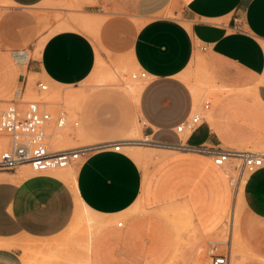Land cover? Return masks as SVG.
I'll use <instances>...</instances> for the list:
<instances>
[{"label": "crops", "instance_id": "crops-1", "mask_svg": "<svg viewBox=\"0 0 264 264\" xmlns=\"http://www.w3.org/2000/svg\"><path fill=\"white\" fill-rule=\"evenodd\" d=\"M52 1L0 0V99L19 90L25 71L59 85L84 82L94 74L102 48L148 72L139 92H128L144 125L135 126L133 135L161 144L146 143L167 155L145 172L131 154L99 141L84 145L88 150L71 167L73 174L1 172L10 176L0 178V239L55 238L69 228L81 199L109 219L93 237L90 264L162 259L163 264L173 251L170 225L168 232L152 215L131 217L122 227L118 219L144 206H164L158 213L163 218L167 208L186 205L196 222L225 221L231 178L210 155L172 154L175 150L165 145L182 138L176 127L199 100L194 73L202 70L216 85L214 91L224 92L186 142L231 150L264 147V0H75L70 13L98 20L96 39L64 21L72 28L36 45L35 14L41 3ZM47 11L51 16L56 8L49 5ZM80 97L72 92L68 102L78 106ZM81 128L85 138L95 139L96 129ZM242 190L239 235L255 256L244 264H264V168L248 176ZM21 254V249L0 246V264H23Z\"/></svg>", "mask_w": 264, "mask_h": 264}, {"label": "rangeland", "instance_id": "rangeland-1", "mask_svg": "<svg viewBox=\"0 0 264 264\" xmlns=\"http://www.w3.org/2000/svg\"><path fill=\"white\" fill-rule=\"evenodd\" d=\"M73 1L75 0H53L51 4L44 2L39 5V11L35 14L36 23L39 24V38L36 40V45L48 35H52L61 29L72 28L69 24L63 25L62 22L64 21H72L77 25V28L96 39L95 33L97 32V24L91 22L85 23L81 15L70 13L72 10L69 8H74L73 5H71ZM49 5L56 8V12H53L51 16L47 11ZM98 50V59L101 63L97 60L95 70L101 65V71H97V73L91 75L84 82L76 85H59L51 83L42 74L27 73V71H25L24 78L19 84V90L0 99V109L4 108L7 103L14 99H18L23 103L29 101H46L48 102V108L53 113H57L60 109H65L68 113V123L66 126L59 129H49L47 132L49 143L52 149L55 150L66 149L70 146L80 147L88 143L99 141L113 142L124 139L144 140L142 136L136 137L133 135V128L135 126L143 128L144 125L143 121L140 119L134 99L128 94V90L131 86L135 85V83L138 82L143 84L146 81L134 78V75L140 71V67H130L126 65L128 62L127 57L114 56L102 48ZM106 71L112 74L113 77L111 79L106 76ZM100 72L105 73L100 74ZM205 74L207 73H204L202 70H197L194 73V81L198 86L197 92L199 96V100L195 103L194 109L200 108L201 104L206 100H210L214 107L224 92L223 90L214 91L216 85H214ZM40 82L46 84L48 89L44 91L40 90L38 87ZM72 92L81 93V97L78 99V106H72L71 103L68 102L69 95ZM210 113L211 112L207 113L208 118ZM100 122H111V125H101ZM76 123H79V125ZM82 126H85L87 129H96L98 133L95 135V139H88L84 138V135H77V129ZM60 134L71 135L73 138L70 141L65 140L57 144L55 139ZM144 144L145 143L141 142L134 144L132 147L131 145L126 148L124 146L122 150L131 154L139 162L145 172H147V170L151 171L158 163L153 161H159L160 159L154 160L153 158L145 157L142 155L145 151L157 149L156 152L167 153L163 149L160 150L155 146ZM252 150L262 151L264 147L253 148ZM171 153L178 154L179 152L175 150ZM238 163V161H232L230 164L221 167L223 175L226 178H236L240 171V167H236ZM21 168L25 169L26 175L34 173L31 167L21 166L18 169L19 175H25L20 172ZM63 170L65 171V169H62L50 173L60 174L64 173ZM9 176L10 174L1 173L0 171V178H9ZM247 177L248 175L246 174L242 180L239 181V184H233L231 188L232 204L229 213L225 217V221L208 223L196 222L195 216L192 214V208L186 205L167 208L162 213L164 219L158 216V213L161 212L164 206H144L135 214L128 215L126 218L120 217L118 220L124 221V225L126 226L128 219L131 217L144 218L152 215L151 217L159 220L168 232L171 227L174 235L173 251L168 260L163 264H208V260L204 257L207 256V244L210 240H232L233 245L236 243L241 264H244L245 261L255 259V256L245 248L239 235V219L243 209L242 189ZM102 218L105 219L106 217L102 216ZM107 224L108 223L104 224L103 227ZM87 234L88 227L85 222V215L82 213L80 219L72 223L61 235L48 239L49 241L45 240L35 243L37 248L29 251V254L25 253L22 248H18L20 246L17 244L18 239H26L25 236L0 239V246H5L10 249H21V261L24 262V259L26 260L23 264H87L86 256L83 251L84 249L82 247L83 242L87 240ZM41 250H43V252ZM200 250H203V258L201 259ZM162 260L156 264H159Z\"/></svg>", "mask_w": 264, "mask_h": 264}, {"label": "built area", "instance_id": "built-area-1", "mask_svg": "<svg viewBox=\"0 0 264 264\" xmlns=\"http://www.w3.org/2000/svg\"><path fill=\"white\" fill-rule=\"evenodd\" d=\"M148 77L149 74L144 69L134 75V78L143 80ZM38 87L43 91L48 89V86L42 82L38 84ZM211 104L210 100H206L200 108L193 109L176 127V132L182 137L180 142L176 145H165V147L208 154L212 157L214 164L220 167L232 161H238V166H236L240 167L238 176L231 178L232 184H238L246 174L250 176L264 168V150H231L206 144L192 146L186 142V138L206 120ZM67 118L68 113L65 109L53 113L46 101L23 103L14 99L7 103L4 108L0 109V171H17L20 166L29 165L35 174H47L79 162L88 147L55 150L52 149L48 140V130L63 128L67 124ZM141 142L161 145L152 140H120L109 142L106 145L119 152L125 145ZM118 226H124V222H118ZM207 246L208 264H231L228 243L210 240Z\"/></svg>", "mask_w": 264, "mask_h": 264}, {"label": "bare ground", "instance_id": "bare-ground-1", "mask_svg": "<svg viewBox=\"0 0 264 264\" xmlns=\"http://www.w3.org/2000/svg\"><path fill=\"white\" fill-rule=\"evenodd\" d=\"M76 5V4H75ZM82 19H84V22L85 23H88V22H92L93 24H97L98 23V20L96 19V18H93V17H82ZM99 60V59H98ZM99 62L101 63V61L99 60ZM101 66V65H100ZM100 66L95 70V72H94V74L95 73H97V71H101L100 70ZM102 71H105V70H102ZM103 73H105V72H103ZM103 73H101L100 72V74H103ZM106 76L108 77V78H112L113 76H112V74L109 72V71H106ZM100 74H99V76H100ZM104 79V78H103ZM107 79V78H106ZM144 80H146V79H144ZM111 83V82H110ZM142 86H143V84H141V83H135V85H133V86H131L130 87V89L128 90V92L130 91L131 93H133V94H137L138 92H139V90L142 88ZM129 92V93H130ZM141 92V91H140ZM138 99V98H137ZM67 123H68V118H67ZM76 124H78L79 125V123H76ZM139 131V130H138ZM76 134L77 135H83V130H82V128L80 127V128H78L77 129V132H76ZM137 135H139V134H137ZM51 136V135H50ZM72 138H73V136H71V135H67V134H60L56 139H55V142L58 144V143H61V142H63V141H65V140H67V141H70V140H72ZM85 138V137H84ZM74 140V139H73ZM128 140H133V139H128ZM134 144H136V143H132V144H128V145H125V148L127 147V146H130L131 145V147L134 145ZM146 144V143H145ZM144 144V145H145ZM140 145V144H139ZM143 145V144H142ZM146 145H149V144H146ZM151 145H153V144H151ZM146 147V146H145ZM69 148H76V147H72V146H70V147H67L66 149H69ZM163 149V148H162ZM162 149H160V150H162ZM59 150H61V149H59ZM63 150V149H62ZM154 150V149H153ZM151 150V151H145L142 155H144L145 157H147V158H153L154 160L155 159H162V158H164L167 154H165V153H163V152H156V150ZM164 150V149H163ZM165 151V150H164ZM139 153V152H138ZM139 155H140V153H139ZM22 166H29V165H22ZM74 166V165H73ZM21 167V166H20ZM19 167V168H20ZM30 167V166H29ZM72 166H70V167H68V168H71ZM18 168V169H19ZM59 170H62V169H59ZM56 171V170H55ZM64 171V170H63ZM72 171H73V169L71 168V169H67V168H65V171H64V173H60V174H62V176H63V174H71L72 173ZM20 172L21 173H26V171H25V169L24 168H21L20 169ZM73 174V173H72ZM21 175H23V174H21ZM26 175V174H25ZM58 175H59V173H58ZM8 176V175H7ZM72 176V175H71ZM74 177V176H73ZM63 178H65V179H67L66 177H63ZM68 180V179H67ZM70 181V180H69ZM73 182V181H72ZM239 184V183H238ZM240 188V187H239ZM75 191V190H74ZM79 199V198H78ZM82 213H84V215H85V222L87 223V227H88V234H87V240L86 241H84L83 242V251H84V253H85V256H86V262H87V264H90V261H89V251H90V246H91V242H92V240H93V237H94V235L96 234V232L99 230V229H101L102 227H103V225L104 224H106V223H108V221H107V219L108 218H102V216H99L98 214H96V213H94V212H92L85 204H84V202L81 200V199H79L78 200V204H77V209H76V212H75V215H74V218H73V221H72V223H75L76 222V220H78V219H80V217H81V214ZM84 217V216H83ZM109 220V219H108ZM71 223V224H72ZM70 224V225H71ZM26 237V239H23V240H19L18 239V242H17V244L20 246V247H18V248H22L24 251H25V253H27V254H29L28 252L29 251H31V250H34L35 248H37V245L35 244V243H39V242H43V241H45V240H47V239H34L33 237H29V236H25ZM22 239V238H21ZM56 240H57V238H56ZM49 241V240H48ZM47 242V241H46ZM219 242L220 243H228L229 244V247L231 248L230 249V255H231V264H241V259H240V257H239V254H238V249H237V247H236V243L233 245V242H232V240H229V241H224V240H219ZM10 243V242H9ZM47 243H49V242H47ZM5 244V243H4ZM16 244V243H15ZM207 248H208V246H207ZM42 252H43V250H41ZM202 251L203 250H200V259L201 258H203V253H202ZM63 253V252H62ZM69 254V253H68ZM71 254V253H70ZM207 255V254H206ZM26 258V257H25ZM206 260H208V262H209V259H208V257L207 256H205L204 257ZM54 259V258H53ZM70 259V258H69ZM29 260V259H28ZM85 260V259H84ZM26 260L24 259V262H25Z\"/></svg>", "mask_w": 264, "mask_h": 264}]
</instances>
